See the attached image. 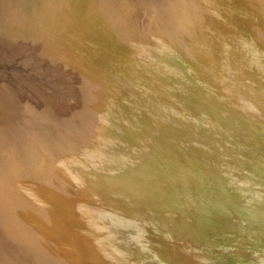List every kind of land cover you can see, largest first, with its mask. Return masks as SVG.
Returning a JSON list of instances; mask_svg holds the SVG:
<instances>
[{"label": "rangeland", "instance_id": "obj_1", "mask_svg": "<svg viewBox=\"0 0 264 264\" xmlns=\"http://www.w3.org/2000/svg\"><path fill=\"white\" fill-rule=\"evenodd\" d=\"M165 7L172 18H159L168 35L157 65L145 66L143 74L134 62L125 70L118 65L115 81L52 63L32 45L20 54L0 46V77L12 78L8 82L21 99L37 108L45 105L33 88L39 87L68 123L62 134L34 130L44 134V142H55L34 154L46 149L55 163V154L74 147L57 140L77 139L87 149L100 137L88 129L91 121L77 118L88 95L95 99V113L114 114L113 125L104 123L114 127L113 139L103 138L91 155L45 171L38 181L34 174L36 181L25 179L27 153H0L18 176L0 182V202L15 194L19 206L30 208L27 221L13 224L12 236L0 218L1 264H14L10 248L20 257L31 250L36 264L46 254L55 264H264V0H167ZM151 14L141 21H156ZM167 44L173 45L170 53ZM84 131L93 135L91 141ZM116 186L119 193L113 192ZM45 216L63 224L61 236L46 238L39 225ZM69 228L85 237L69 242ZM40 244L45 257L34 251Z\"/></svg>", "mask_w": 264, "mask_h": 264}, {"label": "bare ground", "instance_id": "obj_2", "mask_svg": "<svg viewBox=\"0 0 264 264\" xmlns=\"http://www.w3.org/2000/svg\"><path fill=\"white\" fill-rule=\"evenodd\" d=\"M165 3H167V0H0V46H3L4 48H12L14 50V53L20 54L21 51L24 52L28 50V48L30 49L32 45V47H34L33 48L34 50L39 51L38 54L43 56V58L50 60L52 63H55L60 66L66 64H68L69 66L71 65V67H73L76 70L89 72L90 77L94 76L95 72H98V74L101 75V77L104 80L106 79L116 80L115 76L113 75L114 69H116L118 65L119 66L122 65V69L125 70L129 68L125 65L128 64V62L131 63L134 62L135 65H137V67L141 68L142 72L140 73L143 74V68L145 66L155 67L157 65L156 57L158 58L159 56H161V54L164 53L161 42L164 41V38H166L168 33H165V29L163 28V24L161 23V21L162 20L165 21L166 19L165 17L172 18V15L169 13V11L171 10L169 9V11H167L168 9H166L167 6L165 7ZM133 5L136 6L133 7ZM126 6L127 8H125ZM178 8H179L178 3L175 1L173 10L175 11ZM144 13H148L149 15H152L151 13H153L154 14L153 19H156V21L149 22V18H148L146 22L143 23L141 19L145 20V18L143 17ZM159 18L161 21L159 20ZM168 40L169 39L167 38V42ZM20 44H22L20 47L21 49H19ZM167 46H168L167 50L170 53L171 52L170 49L172 48L173 45L169 46L167 44ZM14 53H10V54L12 55ZM169 53L166 52L165 54L168 55ZM4 57L6 58V54ZM111 59H114L115 61L111 62ZM108 64L111 67L109 68V70L107 69ZM60 66L58 68L61 69L62 67ZM33 67H34V63H33ZM33 70H37V69L34 68ZM13 77L15 78V76ZM8 80L6 81L0 77V153L7 150L10 152L12 151L13 154L27 153L26 157L29 159H28V164L26 163L27 167L25 170L26 171L25 179L31 180L36 177L35 179L38 181L45 171L48 170L56 171V170H60L63 166L72 165V162L78 160L77 158L80 159L81 157H85L87 155L89 156L94 151H97L98 147H100L99 146L100 144L98 145V143H104L106 139H107L106 142L111 140V136L112 139L114 138L113 137L114 127L112 126L113 125L112 120H114L112 119V117L114 116V114H112L113 112L109 110H105L108 111V113H100V114L95 113V109H96L95 99L93 100V96H92V100H91V98H89L90 95H88V100H86L85 98L83 103L81 102L83 104L82 112L80 114L76 112L75 114H79L77 118L84 119L83 122L91 121L90 126L88 124L89 126L88 129H92L93 133H95V131L99 132L97 135L102 137V140L100 137H98L97 139L92 138L93 135H90L91 134L90 132L86 133L85 131L82 132V136L84 137L87 136L88 140L90 139V141L91 138L93 139L92 143L91 142L89 143L90 145L87 143L89 141L83 143L84 145L87 144L89 145L87 146V149H80L79 148L80 146L77 145L81 141L80 140L78 141L77 139L70 143H66L67 140L66 141L63 140L62 142H59V140H57L56 143H60L64 145L65 148L67 147L70 148L71 146L74 147L68 153L62 151L63 153L58 152L59 154H55L56 156L54 161L55 163L52 162L53 157H51V154L49 155L45 152L46 149L41 151L38 155L34 154L37 153L35 152L37 149L38 151L40 150L41 148L40 146L43 144H48V145L55 144V142H49V143L44 142L43 139L41 138V136H43L44 134L34 130L41 129L43 127L51 128V129H56L51 133L62 134L63 131H66L68 129L66 127L68 123L65 121L62 122L61 118L59 117H61L63 113L59 112L52 105L50 98L46 96L42 91H40L38 89L39 87L37 88L35 87L36 86L35 85L33 88L36 89L34 90L36 94H38V96L40 95V99H41L40 102L42 103L45 102V105H42V107L37 108L30 101H28V98L22 100L21 97L23 95L21 93L23 91L21 90L22 92H20V87H19L18 89L22 96L19 95L17 93V90L12 88ZM85 82L86 81H84V83ZM82 86L84 85L82 84ZM86 86L87 85H85V88ZM99 87H101V85ZM90 90L92 91L91 93H93V90L92 89ZM26 91L24 93L28 94ZM106 92L104 93L106 94ZM109 94L110 93H108L107 95L108 98L106 100V106L110 105L111 97ZM36 98L37 97H35L34 99ZM71 114L73 116L74 113ZM74 116L73 118H75ZM144 117H146V114L144 115ZM105 121H109L112 125L111 126L104 125ZM84 125L83 127H86ZM79 126L80 125H77V128ZM72 130L71 132H74ZM30 132H32L31 135L32 137H28L26 139H19L15 137L20 134L23 135L24 133L28 135L30 134ZM135 132L134 134H137V132L136 133ZM122 137H118L119 139L117 140L120 141L118 143H122V140H124V138ZM131 141L133 140L131 139ZM103 147H107V146L105 145L102 146V148ZM1 159L2 161L4 159L5 162L3 161L4 163H2ZM7 161L8 160L6 158L0 156V182L2 184H3L2 181L4 180L15 181L18 178V176L13 172L14 169L13 165H10L9 163H7ZM37 165H40L42 167H40V169H37L35 173L34 167ZM80 166H83V164ZM85 171L86 170H84V172ZM87 172H89V170ZM33 174L36 176L33 177ZM36 180H31V181H36ZM113 192L119 193V189L117 188V186L116 188L113 189ZM86 195L88 196V194ZM14 197L15 194L10 195L8 199H6V197H3V200L0 202V218L3 221H5L4 227L7 228L5 234L11 236L14 234V231L17 228V226L15 227V225L13 224H15L16 222H21V220L23 219L26 220L27 219L26 217L30 215L28 214V212L30 213L29 210L30 208L27 207V204L24 203L26 207L19 206L18 205L19 203L17 202V200L15 201L16 198ZM33 215H35V213H31L30 217H32ZM49 218L51 219H46L45 216V218L43 219V225L39 224L40 227L43 226L41 229H43L48 233V237L46 238L50 239V236L54 237L56 233L59 234L58 236H61V233L63 232V229L65 227H63V224H58L56 222L58 221L56 217L50 216ZM59 222L62 223V220H60ZM71 222L74 223V221L72 220L70 221V223ZM69 231H70L68 233L69 239L66 240H69V242L71 243L73 241L77 243L78 241H80L82 238L85 237V234L84 233L82 234L80 229L69 228ZM27 235L29 234L27 233ZM30 237L29 236L26 237L25 240H27ZM3 242L4 241L2 240V238H0V248L5 251V246H2V244H4ZM36 249H38L39 252L42 254L43 245L40 244L38 245L37 248H35V250L34 249L33 250L36 252ZM8 250H9L8 252L9 257L12 258V262L14 264H26V262L27 263L29 262L30 264H36V262L33 263L34 259L33 256L31 255V250L27 251V253L25 252L23 254V255L26 254L24 257L18 256L15 253L16 252L15 249L12 250V248H10ZM42 256L44 255L42 254ZM46 256H47L46 258L43 257L40 258L41 261L38 264H55L51 260L50 254L48 255L46 254ZM22 261H24V263Z\"/></svg>", "mask_w": 264, "mask_h": 264}]
</instances>
